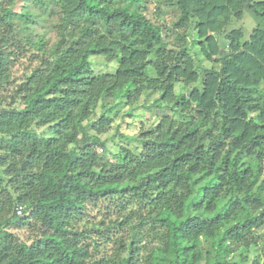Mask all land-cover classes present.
Masks as SVG:
<instances>
[{
    "label": "clouds",
    "instance_id": "obj_1",
    "mask_svg": "<svg viewBox=\"0 0 264 264\" xmlns=\"http://www.w3.org/2000/svg\"><path fill=\"white\" fill-rule=\"evenodd\" d=\"M256 124L264 0H0V264H264Z\"/></svg>",
    "mask_w": 264,
    "mask_h": 264
},
{
    "label": "trees",
    "instance_id": "obj_2",
    "mask_svg": "<svg viewBox=\"0 0 264 264\" xmlns=\"http://www.w3.org/2000/svg\"><path fill=\"white\" fill-rule=\"evenodd\" d=\"M67 78L68 77H65V79ZM49 91H51V89H49ZM45 95H47V93H45ZM254 129L259 130L260 132H264V125L256 124L254 126ZM197 131H198L197 129H193L192 132L188 133V135L195 136ZM185 139H187V136L185 137ZM256 139L260 140L261 143H264V137L258 136ZM176 146L177 145L173 144L170 147H176ZM259 146H260L259 144H255V142H253V147H259ZM248 147H249L248 145H244L243 149L238 148L237 151L232 154L231 158L225 156L221 163L214 166L211 170L205 171L203 175L197 176L195 180L193 181V184L196 187L197 191L199 193H205V192H208L210 188H220L221 190L231 191L230 189H227V185L213 184V181L220 180V176H218L217 173L221 171L229 174L232 177H236V173L233 170L237 167L238 164H239V170H240L241 177H246L248 173L252 172L253 168L251 166H248V167L245 166L248 163V160L251 158V154H252L250 151L247 152V154H245L244 150L247 149ZM199 148H204L205 152L211 150L210 148H206L204 145H199ZM184 155L191 156L193 155V153L188 152V153H185ZM180 158L183 159V157H180ZM238 158L244 159V163H240ZM227 178L228 177H226V179ZM240 182L241 181L239 178L234 180V183H236L237 185V191H240L239 189ZM208 194L209 196L216 195V193H213V192H209ZM244 196L246 198L247 193H244ZM207 203L208 204L212 203L211 199L207 200ZM232 203H234V201L231 199H228L227 201L223 199L216 200V203L214 205L213 214L210 215L208 219L215 220L217 217L224 215L225 211L228 209V206ZM162 215H165V214L162 213Z\"/></svg>",
    "mask_w": 264,
    "mask_h": 264
}]
</instances>
